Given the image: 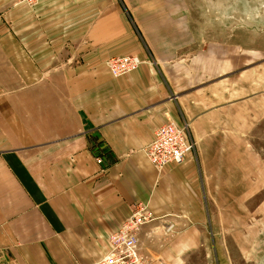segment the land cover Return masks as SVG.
I'll return each instance as SVG.
<instances>
[{"label": "crops", "instance_id": "obj_1", "mask_svg": "<svg viewBox=\"0 0 264 264\" xmlns=\"http://www.w3.org/2000/svg\"><path fill=\"white\" fill-rule=\"evenodd\" d=\"M196 25L187 0H0V264H96L140 202L150 264H222L237 201L219 190L246 187L264 63ZM126 55L142 64L115 77ZM168 122L195 151L159 170L146 148Z\"/></svg>", "mask_w": 264, "mask_h": 264}, {"label": "rangeland", "instance_id": "obj_2", "mask_svg": "<svg viewBox=\"0 0 264 264\" xmlns=\"http://www.w3.org/2000/svg\"><path fill=\"white\" fill-rule=\"evenodd\" d=\"M187 1L190 18L206 42L251 50L253 66L264 63V0ZM261 119L260 124L253 125L254 139L245 142L250 156L246 158V187L219 190L220 196L237 201L222 206L226 213L220 224L223 231L216 257L222 264H264V113Z\"/></svg>", "mask_w": 264, "mask_h": 264}, {"label": "built area", "instance_id": "obj_3", "mask_svg": "<svg viewBox=\"0 0 264 264\" xmlns=\"http://www.w3.org/2000/svg\"><path fill=\"white\" fill-rule=\"evenodd\" d=\"M41 1L18 0L19 3L28 5H37ZM141 64L142 60L136 55L114 56L107 61L115 77L130 74ZM194 151L195 144L189 136L188 127H179L174 122L156 128L155 139L146 148L148 158L159 170H163L168 165L183 164L187 156ZM153 220L155 218L148 206L142 202L138 203L133 213L110 237L109 253L96 264H148L138 248L137 235L142 226Z\"/></svg>", "mask_w": 264, "mask_h": 264}]
</instances>
